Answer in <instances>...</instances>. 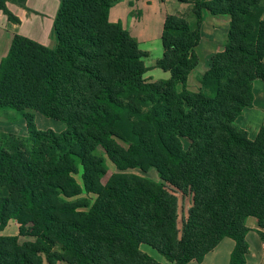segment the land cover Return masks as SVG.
Here are the masks:
<instances>
[{
	"label": "trees",
	"instance_id": "obj_1",
	"mask_svg": "<svg viewBox=\"0 0 264 264\" xmlns=\"http://www.w3.org/2000/svg\"><path fill=\"white\" fill-rule=\"evenodd\" d=\"M7 1L0 10L19 23ZM119 1L59 0L51 46L16 35L1 61L0 111L21 113L28 135L0 132V230L18 225L0 236V264H162L142 245L188 264L224 238L236 244L230 264H245L247 220L264 231V127L251 140L236 121L264 82V0H177L193 6L194 23L166 17L156 67L171 77L156 82L145 79L147 53L109 21ZM205 13L230 25L193 92ZM34 113L65 130H39ZM107 159L116 173L103 184ZM166 184L191 198L180 227Z\"/></svg>",
	"mask_w": 264,
	"mask_h": 264
},
{
	"label": "crops",
	"instance_id": "obj_2",
	"mask_svg": "<svg viewBox=\"0 0 264 264\" xmlns=\"http://www.w3.org/2000/svg\"><path fill=\"white\" fill-rule=\"evenodd\" d=\"M202 1L210 2L212 0ZM6 7L19 19V23L11 22L0 10V64L8 55L13 38L16 35L28 38L46 47L51 45L54 22L59 9V0H26L24 7L19 6L13 0H8ZM192 8L191 4L180 3L177 0H121L111 8L109 21L113 24L120 23L138 42L141 49L149 41L153 24L156 28H159L160 37H162L164 22L168 15H184L189 19V22L194 23V19L190 17ZM229 25L230 18L228 16L214 17L205 13L200 27L201 41L195 49L198 57V66L189 76V90L192 87L196 91L199 89L198 80L210 68L213 57L223 52ZM141 50L147 53L148 56L145 58L147 59L150 49L144 48ZM160 59H157L152 64V67L145 65L148 69L145 79L153 82L170 79L171 75L164 71L162 72L163 74H157L156 76L148 75L149 69H155ZM194 79L196 83L193 82ZM179 88L181 90V87ZM236 123L239 128L247 132L251 140H254L264 127V82L262 80L257 79L253 82V105L242 112ZM0 132L15 134V131L9 127V124L1 116ZM14 223L10 222L4 230H0V236L18 235V226ZM247 227L249 231L246 234V242L249 251L246 255L245 264H264V239L260 233L264 231L259 229L257 220L254 218L247 220ZM144 246L150 248L147 245H142L141 250ZM235 246L233 239L224 238L201 262L191 261L188 264H230ZM142 251L150 255L149 252ZM157 261L162 263L159 259ZM44 264L48 263L44 261ZM57 264L66 263L60 262Z\"/></svg>",
	"mask_w": 264,
	"mask_h": 264
},
{
	"label": "rangeland",
	"instance_id": "obj_3",
	"mask_svg": "<svg viewBox=\"0 0 264 264\" xmlns=\"http://www.w3.org/2000/svg\"><path fill=\"white\" fill-rule=\"evenodd\" d=\"M51 44H52V39H51ZM144 48L150 49L149 57L147 59H145V65L148 67H152V64L157 59H160L163 56V47H162L159 28H156V26H154V24L152 25V32L149 36V41H147L146 45H143L141 47V49H144ZM162 72L163 71H161L160 69H158L156 67H155V69L150 68L148 75L151 74L153 76H156L157 74H163ZM155 79H159V78H155ZM193 82L196 83V80L194 79ZM191 87H192V84H191ZM190 89H191L190 91H193V92L196 91V90H194L195 88H193V87ZM34 115H35V123L37 125V128L41 131L53 130L55 133L59 134L65 130V125L60 121H56V120L46 118L39 113H34ZM0 116L3 120H5V122L7 124H9V127H11L15 131L14 135L20 136V137H26L28 135L26 123H25V120L22 117L21 113L14 111V110H3V111H0ZM182 144H183V147L185 149H188L190 146L189 140H187L185 138L182 139ZM106 162H107V174H106V176H104L102 178L103 184H105L107 182V180L114 173H116V168H115L114 164L109 159H107ZM128 172L132 173V174H136L138 176L146 177V178H148L154 182H157V183H162V181L159 177V174L155 169H151L147 172H143L139 169H135V170H129ZM75 178L78 182H81L80 175H76ZM166 187L169 190L173 191L176 194V196L178 197V201H179L178 219H179V227H180L182 225L183 219L186 217L187 212L191 206V198L188 195H183L182 193L175 191L168 184H166ZM81 198L94 200L95 197L93 195H91V196L82 195L78 199H81ZM19 240L21 243H24V242H27V241H30L33 239L29 238V237H23L22 236L19 238ZM142 248H143L142 250L149 252V254L154 259L161 260L162 264H170L152 248H147L145 246Z\"/></svg>",
	"mask_w": 264,
	"mask_h": 264
}]
</instances>
